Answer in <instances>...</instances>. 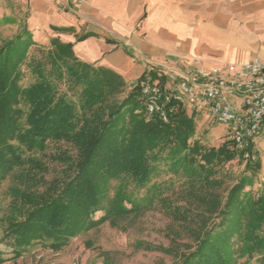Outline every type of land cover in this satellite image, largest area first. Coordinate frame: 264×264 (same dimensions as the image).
Returning a JSON list of instances; mask_svg holds the SVG:
<instances>
[{
	"label": "trees",
	"instance_id": "obj_1",
	"mask_svg": "<svg viewBox=\"0 0 264 264\" xmlns=\"http://www.w3.org/2000/svg\"><path fill=\"white\" fill-rule=\"evenodd\" d=\"M51 29L54 37L38 32L37 40L24 23L13 38L0 39V192L6 181H16L0 244L8 239L15 256L36 244L60 251L83 232L115 225L144 207L129 186L147 187L167 162L168 171L184 172L181 184L188 192L198 190L196 199L208 214L199 215L205 220H199L193 248L176 253L154 248L174 255V264H239L244 256L262 261L264 190L257 196L247 191L246 177L225 199L206 189L219 183L213 178L216 163L244 159L233 142L228 138L207 148L195 140L199 113L190 115L187 106H179L168 121L149 113L142 86L149 79L162 82L165 75L151 71L129 83L108 67L80 60L74 43L60 38L71 33L79 42L95 34L78 35L74 26ZM49 149L60 162L52 177L39 155ZM246 162L249 170L253 161ZM174 183L170 178L164 188L156 187L150 202ZM172 206L190 220L189 206ZM5 261L0 251V264Z\"/></svg>",
	"mask_w": 264,
	"mask_h": 264
},
{
	"label": "rangeland",
	"instance_id": "obj_2",
	"mask_svg": "<svg viewBox=\"0 0 264 264\" xmlns=\"http://www.w3.org/2000/svg\"><path fill=\"white\" fill-rule=\"evenodd\" d=\"M65 1L66 7L73 14L80 12L88 3L83 0L82 4L75 5L68 0ZM32 2L33 0H0V39L13 38L24 23H27L31 30L37 32L35 36L37 40L39 39L38 32L49 40L57 34L51 29L52 24H35ZM58 6L61 10H65L59 2ZM92 25H94L93 21L86 17L76 32L78 31V35H82L88 28H92ZM142 25L143 20L137 21L135 23L136 30L132 29L133 34L140 31ZM210 31L207 28L202 29V32L205 33L199 35L200 43L196 46L198 54L206 51V48L214 49L220 45V39ZM38 43L44 45L41 42ZM48 43L45 45H49ZM199 64V59L193 58L177 70H185L188 65ZM170 72H175V69L172 68ZM159 80V78L153 79L155 82H159ZM29 81L30 77L26 79L27 83ZM128 92L129 89L121 97L124 98ZM188 112L192 115L190 108ZM196 128L194 139L200 140L207 148L219 146L229 138L228 126L218 122L209 112L198 114ZM66 146L63 145V148ZM51 151L52 149H49L44 155L39 154L40 158L50 167L48 177L54 176L60 169V162L50 156L54 152ZM256 152V159L252 162V168L249 170L246 168L247 162L239 157L230 162L216 163L215 171L217 172L213 178L217 179L219 183L215 186L210 185L211 187L206 188L207 191L220 194L221 198L225 199L228 189L236 184L241 177H246L251 184L247 187V191H251L257 196L261 190H264V132L256 141ZM168 166L169 163H163L162 173L155 177L147 187L136 188L133 184L129 186V191L134 192L133 198L139 199L144 204L141 212L119 218L115 225L107 223L99 228L83 232L72 238L71 242L60 251H53L46 245L36 244L15 256L16 252L10 246L9 240L4 238L0 244V251L6 261L2 264H38L41 260L54 258L63 261L79 258L81 264H174L177 259L174 255L154 247L171 249L175 253L193 248L197 241L196 232L199 220L200 218L205 220L204 217L208 213L204 206L200 208V203L196 199L198 190L193 193L188 192L189 186L181 184L187 179L184 172L177 174L175 171H168ZM202 174L205 175V173ZM170 178L175 180V190L172 189L169 193L164 192L165 200H162L163 197L158 195L154 201L150 202L152 195L155 196L158 192L157 188H164L163 186H166ZM14 182L16 183L13 178L6 181L0 192V239L3 238L5 230L6 221H3V218H6L10 213L12 195L9 189ZM170 204L181 207L189 206L191 208L190 220L186 221L176 215L168 207ZM127 205L130 206L128 203ZM202 212L206 213L204 217L199 216ZM56 252H59V255H55ZM39 255H42L41 259H39ZM239 264H264V259L260 261L244 256L239 257Z\"/></svg>",
	"mask_w": 264,
	"mask_h": 264
},
{
	"label": "crops",
	"instance_id": "obj_3",
	"mask_svg": "<svg viewBox=\"0 0 264 264\" xmlns=\"http://www.w3.org/2000/svg\"><path fill=\"white\" fill-rule=\"evenodd\" d=\"M86 1V6L73 14L65 0H33L35 24L78 29L88 17L94 25L86 33L95 36L79 42L71 33H62L60 38L74 43L80 60L108 67L129 83L151 71L167 75L193 58L199 59L198 66L203 69L224 61H264V0ZM140 20L143 25L133 34ZM203 28L211 30L220 45L198 54Z\"/></svg>",
	"mask_w": 264,
	"mask_h": 264
},
{
	"label": "built area",
	"instance_id": "obj_4",
	"mask_svg": "<svg viewBox=\"0 0 264 264\" xmlns=\"http://www.w3.org/2000/svg\"><path fill=\"white\" fill-rule=\"evenodd\" d=\"M68 2L80 5L83 0ZM165 78L162 82L149 79L142 86L149 113L168 121L181 105L196 113L209 112L228 126L229 139L245 161L256 159L253 151L264 132V61H224L211 69L188 65L185 70L167 73ZM38 264H81V260L54 258Z\"/></svg>",
	"mask_w": 264,
	"mask_h": 264
}]
</instances>
